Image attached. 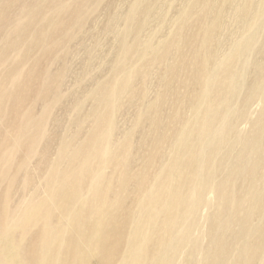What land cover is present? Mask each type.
<instances>
[{"label": "rangeland", "instance_id": "obj_1", "mask_svg": "<svg viewBox=\"0 0 264 264\" xmlns=\"http://www.w3.org/2000/svg\"><path fill=\"white\" fill-rule=\"evenodd\" d=\"M9 1H14L15 6L6 13ZM44 1L48 2L0 0V55L6 56L0 60V87L5 82L4 74L13 66L23 86L32 85L38 91L50 86L49 76L43 75L46 70L50 76L63 71L58 95H49L48 134L41 139L38 153L27 161L24 168H20L27 153L24 147L4 149L6 145L14 144L15 140L28 137V134H17L20 115L5 120L0 131V157L4 156L0 159V259L8 264H49L41 256L44 248L41 236L46 235L50 243V236L55 233L53 228L59 230L62 238L73 235L74 219L70 209L81 202L63 199L56 203L51 198L59 182L54 171L57 169L71 175L74 169L80 168L78 163L69 166L74 160L71 149L89 138L95 114L107 105L114 111L113 140L108 147L111 149L109 153L115 152V156L113 162L107 160L101 164V171L106 176L102 186H107L104 194L107 207H103L105 210H116L122 190L126 188L129 211L132 209L135 213L133 221L141 225V236L155 235L142 248V254L130 262L126 240L120 253L116 254L111 246L103 247L98 240H91L89 235L94 231L87 226L82 249H73V244L68 241L67 248L61 250L63 255L60 253L58 256L61 261L52 263L108 264L113 257L111 264H212L214 258L219 259L224 252L218 264H264V144L258 143L248 151L244 143L248 144L255 135L264 137V0H213L214 12H206L207 26L216 32L212 46L218 52V62L215 61L207 80L210 83L215 80L212 78L219 74L218 68L229 56L237 71L233 82L235 89L210 102L207 109H202L201 97L193 106L186 104L182 108L184 116L178 124L179 128L192 122L202 123L215 112L221 117L227 116L225 125L222 118L215 125V130L223 131L219 135L222 139L205 135L200 142L204 159L208 160L206 165L202 160L199 167V160L195 158V168L207 172L208 181H204L201 172L192 175L193 169H187L179 159L177 166L171 170L172 175L167 178L169 190L175 183V177L181 175L178 180L184 190L186 204L194 201V207L198 206L197 221L191 225V212H186L169 240L163 234L166 231L161 225L165 217L151 222L149 218L141 220L138 212L139 205H142L140 193L145 190V195L147 191L156 189L160 174L173 158L174 150L167 146L161 149L155 142L143 145V136L150 134L149 124L139 125L138 118L142 111L163 99L159 115L167 121L181 106L180 102L174 101L172 90H178L181 98L190 93L191 87L180 82L187 77L184 69L171 80L172 87L166 90L162 78L167 73H162L161 65L155 68L160 61L154 63L150 57L180 26H184V40L194 33L195 36L189 37L192 46L198 52L207 50L203 44L205 28L191 23L196 14L192 13L187 21L182 18L184 9L192 0H61L54 10L45 7V12L35 20L19 29L12 28V22L24 20L22 7L33 8L37 6L36 2ZM247 1L251 2L247 4ZM78 4L83 5L84 11L77 25L66 28L71 22L61 31L46 35L47 19L58 18L67 6L71 8ZM137 7L143 26L135 33L129 31V18ZM244 12L246 16L242 17ZM42 30L45 33L38 36ZM20 34H24L23 39L16 42ZM178 36L173 39H178ZM10 39L14 42L9 43ZM24 43L29 44L30 51L21 60ZM125 48L132 50L126 55ZM190 49L189 44H181V51ZM145 52L147 56H143ZM169 58L167 63L174 66L181 64L176 55ZM35 69H39L40 78H33ZM127 81L123 89L130 85L126 90L109 98L108 104L88 96L98 88L104 90V82L108 91L112 88L113 92L116 84ZM130 89L141 94L137 98L132 97ZM212 96L213 93L209 94L203 101ZM25 106L32 107L34 115L40 116L45 100L36 101L33 105L30 99ZM76 131H79L78 137L74 138ZM127 137L131 139V144ZM149 138L156 139V136L150 134ZM120 141H127L130 150H137L133 160L126 162L125 166L122 155L117 151ZM140 145L144 149L140 150ZM146 148L158 151V158L147 167L144 165ZM43 151L46 157L41 160ZM59 163L61 167H58ZM253 166L257 171L255 175L249 174ZM125 170L131 176L123 184L121 179ZM88 193L89 185L85 183L82 194ZM29 197L33 198L30 207L24 211L23 219H18L13 209ZM164 214L168 215L169 211L165 210ZM86 219L89 220V215ZM119 219L116 221L117 230L123 225V217ZM131 232L130 221L126 238ZM110 234L113 236V233ZM175 247L178 250L174 253ZM64 255L66 261L63 260Z\"/></svg>", "mask_w": 264, "mask_h": 264}, {"label": "bare ground", "instance_id": "obj_2", "mask_svg": "<svg viewBox=\"0 0 264 264\" xmlns=\"http://www.w3.org/2000/svg\"><path fill=\"white\" fill-rule=\"evenodd\" d=\"M60 1L61 0H48V2L44 1L43 3L36 2L35 4H37V6L33 8H31V6L22 7L21 14H23L24 20H16L12 22V28L19 29L22 25H26L32 20H35V18L39 17L42 14V12H45V7H49L54 10L55 6L57 4H60ZM13 2L9 1L8 5L6 6V13L11 8H13V6H15V3ZM248 2L251 1H247V4ZM28 7H30L31 9H29ZM69 7L70 6H67L66 10L64 9L60 12V17L46 20V35L61 31L71 22L72 24L67 26L66 28L70 26L71 28H73L75 24L77 25L79 23L84 11L83 5L78 4L72 6V9ZM137 10L138 7L136 9V12L133 11L131 18H129L131 21L129 27L130 32L136 33L140 31L143 26V20L141 21V19H139L141 17V14L137 12ZM143 10H145V7L143 8ZM209 11L214 12L213 0H192L188 3V5L183 11L184 17L182 16V18L187 21L191 18L192 13L196 14L191 23L199 24V26L205 28L206 39L203 40V44L205 47H207L206 51L204 50L198 52L197 48H194L192 46V41L189 39V37L195 36L194 33L189 34L188 38L184 40L182 29L184 26H180L178 30L170 34L171 37L167 42L161 43L157 50L153 54H151V56L153 57H150V59L154 63L160 61V63L155 66V68H158V66L161 65L160 69L162 73H167V75H164V78H162V80L165 81L166 90L169 87H172L171 80L173 78H177L179 76V72L181 73V71L184 69L185 75L187 77L182 81L180 80V82L186 87H191L190 93L186 97L181 98L178 90H172V95L175 96L174 101L180 102L181 106L178 107L174 113H172L170 119L167 121L162 120L161 116L159 115L163 99L142 111L139 114L138 118V124L142 125L144 123H148L150 134H154L156 136V139L149 138L150 134L143 136V145L147 144L148 142H155L158 147H161V149L167 146L168 148H172V150H174L173 158L169 161L166 168L160 174V178L157 183L158 186L156 187V189L153 191H147L145 195V190L140 193L142 205H139L140 210L138 212V216L141 220L142 218H149L151 222H157L159 218L165 217L163 218V223L161 225L166 231L163 234L167 236V240L171 238V233L181 223V219L186 212H191V225H193L197 221L196 212L198 207H194V201L189 204H186L185 193L183 188L180 186V181L178 180L179 178H181V175H177L175 177V183L173 182L174 184L169 190H167V178L172 175L171 170L177 166V162L179 159L181 164L184 165L187 169H193L192 175H197L198 172H201L204 176V181H208L209 174L199 168L202 164V160L205 165L208 162L207 158L204 159L203 150H201L200 148V142L205 135H213L216 140L222 139V137H219V135L223 133V131L215 130V125L220 121L221 118L222 124L225 125L227 116L226 114L225 116L223 115V117H221L218 112H215L210 115L207 119H205L202 123L192 122V124L190 125H184V127L179 128L178 124L181 120L183 121L184 116V110L182 108H184L186 104H189V106H193V104L198 102L201 97L202 109H207L210 102L221 99L224 95L229 93L231 90L235 89L233 82L237 76V71L235 72L233 67V60H229V56L227 57L228 60L226 62H223L219 68L217 67L219 69V74H217L216 77L214 76L215 78H212L215 80L211 83L209 80H207V77L212 74L213 65L215 61H217L216 57H218L217 48L215 46H212V42L216 32L214 31V29H210L207 26L206 22V12ZM4 16L5 14L3 15V17ZM244 16H246L245 12L242 17ZM180 17L181 16H179V18ZM44 33L45 30H42L41 33L38 34V36H41ZM177 34H179L180 37L178 36V39H173ZM23 36L24 34L18 35L15 41H22ZM12 39H10L11 41L9 43L14 42V40ZM181 44H189L192 49L187 52H183L181 51ZM65 46L62 48H65ZM131 50L132 49L125 48V54L127 55ZM29 51V44L24 43L23 52L20 55L21 60H24L26 58ZM171 55H176L179 60H181V64L174 66V64L171 65V63H167ZM143 56H147V52L143 53ZM231 56L233 57L234 55ZM5 57L6 56L4 54L0 55V60L5 59ZM13 68L15 69V66H13ZM13 68H10L4 74L3 79L5 80V82L0 87V131L5 125V120H12L20 115L21 119L19 121L20 124L17 127V134H28V137L26 139H17L15 140L14 144L6 145L4 149L15 150L17 146L24 147L27 150V153L23 159L22 166L20 167L24 168L26 166L27 161H29L33 157V155L38 153L37 147L41 139L48 134L47 120L49 119L50 114L49 95L53 94L54 97L58 95V83L61 82L63 71H60L55 75L50 76L48 71L46 70L43 75L49 76L50 86H46L44 91H38L34 90L32 85L30 87L23 86L24 83L20 82L21 78L17 77V73ZM39 74V69H35L32 72L33 78H40L42 75ZM127 83L128 81L121 82L118 85L116 84L114 91L112 92V88L110 89V91H108L106 87L107 83L104 82V90L98 88L89 93L88 96L93 97L95 100L98 98L99 100H102L108 104L109 98L111 99L113 95L126 90V88L130 84L124 89L123 87ZM130 92L131 96L136 98L141 94L136 92V90L132 89H130ZM211 93H213L212 98L203 101V99ZM30 99H32L33 105L36 101L45 100V107L40 116L34 115L32 107L25 106L27 101H29ZM7 102H9L8 106L4 107ZM79 108H81V106H79ZM113 118V109H111L110 107L108 108V106L106 105L102 111L100 110L98 113L95 114V124H93V132L90 134L89 138L85 140V142L81 143L80 145H76L74 146V148L71 149L74 155V160L70 161L69 166H74L76 163H78L80 166L79 169H74L72 171L73 174L71 175H67L63 173V171L58 172L57 169L54 171L57 177L56 179L59 182L51 198L55 200L56 203L61 202L63 199H70L71 201H80L81 203L80 205H74L70 209V212L74 219V223H72L74 230L73 235H67L62 238L61 234L58 233L59 230L57 228H53L55 233L50 236V243H48L46 235L41 236L40 240L44 242V248L42 249L41 253L44 262L48 260V262H50L49 264H51L54 261H61L58 260V256L60 255L62 248H67L68 241H71V244H73V249L77 251L81 250L83 247V241L86 237L85 227L87 226L93 228L94 231L93 234L89 235L91 240H98V243L101 244L103 247L111 246L116 254L120 253L126 240L128 250L127 255L130 258V262L136 260L142 254L141 250L142 248H144L146 243L153 240V236L155 234L152 235V233V236L150 235L148 237L144 235L141 236V234L143 233V231L141 230V225L133 221L135 213L132 212V209L129 211L130 206L127 202L126 188L122 190V196L121 199L119 198V201L116 204V210H105V207H103V205L106 206L104 194L107 191V186H102V184L106 181V176L101 171V164L106 162L107 160H109L110 162H113L114 160L115 152L109 153L111 149L108 147V144L113 140ZM78 133L79 131L75 132L74 138L78 137ZM51 135L52 134L49 135V138L51 137ZM126 139L131 144V139L129 137H127ZM127 141L124 143L123 141H120L119 147L117 149V151L122 155V161L124 166L126 162H128L129 160H133V157L137 152L136 149H129V143ZM244 143L245 149L251 151V149L254 148L258 143L264 144V137H262L261 135H255L253 139L248 142V144L246 142ZM139 149L142 150L144 149V147L140 145ZM68 151H65V153ZM157 152L158 151L153 152L146 148L144 162V165L146 167L152 160L158 158ZM42 153L43 154L41 155V160H44L46 155L44 151ZM3 158L4 156L0 157V159ZM195 158L199 160L198 168H195ZM156 161L157 159L151 164V166ZM99 163L100 167H98ZM61 166L62 164L59 163L58 167ZM256 172L257 171L254 170V166L249 169V174L251 175H255ZM130 176L131 174H128V172H126L125 170V173L121 179L122 183L126 184ZM85 183L89 185V193L86 195L82 194L83 185ZM33 193H35V191ZM32 199V197H29L28 199L25 198L21 200L20 204L13 209V213L17 217H19L18 219L24 217V211L28 207H30ZM165 210L169 211L168 215L164 214ZM87 215H89V220L86 219ZM122 217L123 225L120 229L117 230V220L119 218L121 219ZM130 221L132 226V232L130 237L128 233V236L126 238L127 228L130 224ZM110 233H113V236H110ZM177 250L178 248L175 247L174 253ZM223 255L224 252H222L219 259L215 257L212 264H218ZM64 256L62 257L64 258ZM66 259L67 258L65 256V259L63 260L66 261ZM70 259L72 258L70 257ZM75 259L76 258H74L73 260ZM112 262L113 257H111L108 264H111ZM0 264L8 263H6L1 258Z\"/></svg>", "mask_w": 264, "mask_h": 264}]
</instances>
